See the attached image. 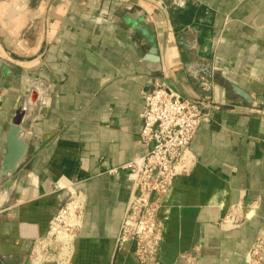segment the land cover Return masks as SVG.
<instances>
[{
	"label": "crops",
	"instance_id": "crops-1",
	"mask_svg": "<svg viewBox=\"0 0 264 264\" xmlns=\"http://www.w3.org/2000/svg\"><path fill=\"white\" fill-rule=\"evenodd\" d=\"M0 260L31 264L74 183L86 196L71 264H138L116 239L143 156L144 94L212 85L217 110L190 145L194 169L162 196L160 264H248L264 239V0H0ZM27 154L1 180L8 128L28 113ZM24 115V116H25ZM114 170H117L114 172ZM241 204L245 221L220 226Z\"/></svg>",
	"mask_w": 264,
	"mask_h": 264
},
{
	"label": "built area",
	"instance_id": "built-area-1",
	"mask_svg": "<svg viewBox=\"0 0 264 264\" xmlns=\"http://www.w3.org/2000/svg\"><path fill=\"white\" fill-rule=\"evenodd\" d=\"M200 85L205 95L195 100L184 99L162 86L144 94L140 140L146 152L121 168L128 172L132 187L116 239V251H130L138 264H160L164 231L159 218L161 198L177 177L194 169L196 162L190 145L202 121L218 109L210 95L212 85L205 80ZM55 190L67 192L68 198L50 220L45 236L35 242L31 264L72 262L87 200L74 183L58 181ZM244 209L241 204L232 207L220 226L229 230L241 227L246 219ZM194 260L195 257L182 255L176 264H194ZM247 261L264 264L263 238L248 252Z\"/></svg>",
	"mask_w": 264,
	"mask_h": 264
},
{
	"label": "water",
	"instance_id": "water-1",
	"mask_svg": "<svg viewBox=\"0 0 264 264\" xmlns=\"http://www.w3.org/2000/svg\"><path fill=\"white\" fill-rule=\"evenodd\" d=\"M0 68L5 75L13 73L10 65L2 59H0ZM37 100V97H35V99H31L30 110L26 111L28 115L26 116L25 114L18 112L8 128L7 152L1 164V180L4 181L10 179L7 184L8 190L12 189L14 186L15 180L13 177L17 173L19 165L24 161L27 154V145L21 139V135L23 132L24 122L26 119L31 117L32 111L35 109L34 107H36L35 105ZM0 264H2L1 260Z\"/></svg>",
	"mask_w": 264,
	"mask_h": 264
}]
</instances>
